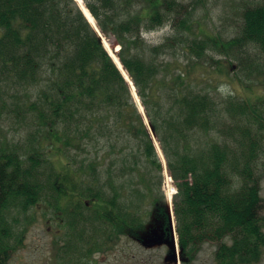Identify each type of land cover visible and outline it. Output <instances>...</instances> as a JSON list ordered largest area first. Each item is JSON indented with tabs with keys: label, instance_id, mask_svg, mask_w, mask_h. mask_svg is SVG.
Wrapping results in <instances>:
<instances>
[{
	"label": "trees",
	"instance_id": "trees-1",
	"mask_svg": "<svg viewBox=\"0 0 264 264\" xmlns=\"http://www.w3.org/2000/svg\"><path fill=\"white\" fill-rule=\"evenodd\" d=\"M84 1L101 31L121 45L119 58L155 127L178 186L174 210L185 254L216 242V264L259 263L264 257V197L255 163L260 138L250 136L240 162L231 144L210 134L226 119L223 106L194 86L192 77L194 66L211 57L222 73L229 74L225 60L249 77L258 71V84L264 85V1L241 0L240 30L228 39L196 33L193 8L179 0ZM170 18L174 32L146 48L144 32ZM0 27V79L27 89L23 107L36 119L23 155L19 142L1 140L0 264H8L24 243L28 226L20 227L17 214L27 215L42 201L56 214L71 209L75 225L81 220L95 225L100 248L107 238L104 225L115 223L120 231L122 223L126 186L117 185L115 177L142 175V159L162 168L131 85L76 0H0ZM178 50L189 55L186 61L176 57ZM162 53L168 55L163 60ZM259 99L226 100L227 110L246 117L247 134L255 123L264 129V95ZM203 131L209 135L205 144L198 137ZM48 148L62 162L59 167ZM68 148L82 151V158L66 156ZM103 172L108 189L97 186ZM145 186V195L154 191L150 182Z\"/></svg>",
	"mask_w": 264,
	"mask_h": 264
},
{
	"label": "rangeland",
	"instance_id": "rangeland-1",
	"mask_svg": "<svg viewBox=\"0 0 264 264\" xmlns=\"http://www.w3.org/2000/svg\"><path fill=\"white\" fill-rule=\"evenodd\" d=\"M179 1L188 3L190 7L193 8L194 31L196 33L217 34L221 35L222 38L228 39L235 36L240 30L239 28L242 23L239 10L241 0H206L205 3L198 2L197 0ZM95 22L98 24L97 21ZM173 24L174 19L172 20L170 18L166 24L159 26L157 29L145 31L143 34L146 44L145 47L147 48L148 45H158L163 42L167 36L174 32ZM180 29L185 30L183 27ZM1 35L2 28L0 27V37ZM103 35L104 38L111 43L113 48H120V44L116 41L114 35L110 37L105 34ZM165 56L168 55L162 53L159 55V59L163 60ZM176 57L186 61L189 55L187 56L178 50L176 51ZM216 58H220V55ZM202 63L196 67L194 66L192 77L193 85L200 90L211 92L223 106L226 116V119L218 122L217 127L211 130L210 134L217 137L219 141L226 140L231 144L236 151L237 159L240 157V162L242 161L241 152L245 149L249 139H251L250 136L253 135L260 138L255 163L257 166L256 169L261 174V193L264 197V129H261L259 124L255 123L254 130H252L250 134H247L245 132V126L247 125L246 117L240 112L229 111L225 108L226 100L230 97L249 99L251 102L261 100L259 97L264 95V85L258 84L256 78L258 71L254 76L249 77V75H246L247 73L241 70L238 71L237 63H235L236 67L229 66L227 65L229 61L225 60V69L229 71V74H226L215 69L217 62L212 60L211 57L202 60ZM228 75H230V77ZM261 78L264 82V72L261 73ZM25 93H27V89L23 86L16 85L11 80L0 79V141L5 137L14 138V141L16 140L19 142L20 153L22 155L27 152L25 147L27 145V139H31V133L36 128V119H33V115L25 111V107H23V100H25L26 96ZM29 96H31V93ZM261 102L262 101L259 103ZM259 105L261 108L263 107L261 104ZM143 108L141 110H143ZM257 131L259 135H256ZM198 137L203 144L209 139V135L204 131L199 133ZM154 141L157 146L158 156L162 162L161 170L151 166L145 159H142L140 161L142 175H133L134 178L129 176L115 177L118 178L117 185H119L121 181V183L123 182L126 186L127 190V192H125V190L121 196L120 202L121 200L124 202L126 194L134 192L132 191L133 189L141 188L142 192H145L148 189L147 186H145V182H150V186L153 187L155 192H161V194L165 196L164 198L166 201H168L167 194L169 190H171L173 209H171L170 206V212L172 213V220L175 223L177 235L179 237L177 217L174 210V198L178 192V186L174 177H172V180L170 179L171 173L168 168V162L158 138L155 137ZM29 144H31V140ZM47 150L50 154L48 156L54 159L59 167L62 162H59V158L54 155L55 150H51L50 148ZM64 153L72 159L76 157L77 160L81 159L83 156L82 151L74 148H68ZM107 166L108 164L106 168H108ZM166 174L169 175V184H167ZM144 175L146 176V178H144L145 181H143L144 183H140L139 179L141 180ZM107 176L106 172H103L98 179L99 185H96L108 189ZM133 179L138 180L139 183L127 182ZM140 198L143 197L138 195L135 197V199ZM46 203V201H42L39 205L33 207L27 215L17 214L18 218H20V227L25 225L28 227H26L24 233V243L19 245L10 254L11 256L8 264H72L83 254L81 251L78 253L73 252L74 250H72L70 246H67V242L71 239L77 241L80 235H85L83 242L86 243V240L90 237L88 233H78L73 226L68 227L66 222H60L61 219L58 217L59 214L54 213V206L52 204L48 206ZM262 215L264 218V208ZM68 216L69 214L67 213L66 218H68ZM94 229L95 228L92 227V231ZM98 232L100 233L101 231ZM66 243L67 245H65ZM113 244L115 245L112 246ZM216 248V242H205L198 249L197 254L195 253L187 256L184 248L180 244L182 264H216ZM95 249L97 251L95 256L92 255L89 257V259L95 261L94 264H125L126 262L125 252L127 244L124 242L123 238H118L117 241H114L108 247L104 245L97 248L95 246ZM123 260L125 262H122ZM89 264H93V261H89ZM257 264H264V257L261 262Z\"/></svg>",
	"mask_w": 264,
	"mask_h": 264
},
{
	"label": "flooded vegetation",
	"instance_id": "flooded-vegetation-1",
	"mask_svg": "<svg viewBox=\"0 0 264 264\" xmlns=\"http://www.w3.org/2000/svg\"><path fill=\"white\" fill-rule=\"evenodd\" d=\"M2 140L4 145H7L8 141H14V138L5 137ZM137 195L143 198L135 199ZM121 202L120 231L116 227L117 224L106 223L104 225L107 227L105 246L108 247L118 238H123L127 244L126 262L122 261L125 264H182L180 246H176L174 239V227L169 205L161 192L154 190L147 195L144 192L127 193L124 202L122 200ZM70 210L65 208L60 211V222H66L68 227H71L70 220H72L74 229L78 233H81L82 228L85 227L84 233H88L90 236L86 243L83 242L85 235H80L77 241L71 239L67 242L68 245L65 244L70 246L75 253L83 252L72 264H89V261H93L94 264L95 261L89 257L95 256L97 252L94 239L95 229L92 231V227L95 228V225L85 220H81L75 225V214ZM67 213L69 214L68 218H66Z\"/></svg>",
	"mask_w": 264,
	"mask_h": 264
},
{
	"label": "bare ground",
	"instance_id": "bare-ground-1",
	"mask_svg": "<svg viewBox=\"0 0 264 264\" xmlns=\"http://www.w3.org/2000/svg\"><path fill=\"white\" fill-rule=\"evenodd\" d=\"M78 2L80 3L81 7H82L83 10L85 11V13H86V15L88 16V18L90 19V21L93 22V23H95L96 20L94 19V17L92 16V14H91L90 11L88 10V8L85 6L83 0H78ZM104 44H105L106 48L109 50V52L112 54L113 58H114L115 61L118 63V65H119L120 67H122V63L120 62V60H119V58H118V56H117V53H116V50H117L118 48H113L112 45H111V43H110L108 40H106L105 38H104ZM123 71H124L125 75L129 78V80H130V82H131L132 79H131V77L128 75V72H127L124 68H123ZM132 88H133V92H134V96H135V98L139 101L140 98H139L138 94L136 93V89H135V87H134L133 84H132ZM140 107H141V109L143 108L141 105H140ZM169 196H170V198L172 197V192H171V190H169Z\"/></svg>",
	"mask_w": 264,
	"mask_h": 264
},
{
	"label": "water",
	"instance_id": "water-1",
	"mask_svg": "<svg viewBox=\"0 0 264 264\" xmlns=\"http://www.w3.org/2000/svg\"><path fill=\"white\" fill-rule=\"evenodd\" d=\"M92 25L94 26V28L97 30V32H98V34H99V37L101 38V40H102V42L104 43V37H103V35H102V33H101V31H100V29H99V27H98V25L95 23H92ZM118 56V55H117ZM120 67V66H119ZM121 69H122V71H123V66L122 67H120ZM123 73H124V71H123ZM126 76V75H125ZM128 79V78H127ZM149 123V126H150V129H151V132H152V134L155 136V127L150 123V122H148Z\"/></svg>",
	"mask_w": 264,
	"mask_h": 264
}]
</instances>
